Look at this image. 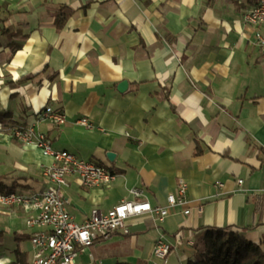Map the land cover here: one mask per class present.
Masks as SVG:
<instances>
[{
	"label": "crops",
	"instance_id": "1",
	"mask_svg": "<svg viewBox=\"0 0 264 264\" xmlns=\"http://www.w3.org/2000/svg\"><path fill=\"white\" fill-rule=\"evenodd\" d=\"M255 2L0 0V176L19 178L15 192L41 189L52 163L13 136L29 125L115 174L95 187L67 177L60 193L77 222L135 198L132 188L165 206L185 184V202L162 221L130 217L128 233L80 250L75 264H157L159 238L172 246L169 264H186L200 227L231 228L264 251V47L243 18ZM63 5L72 13L57 27ZM46 105L67 121L39 119ZM25 216L0 204V264L16 249L30 263L36 228Z\"/></svg>",
	"mask_w": 264,
	"mask_h": 264
},
{
	"label": "built area",
	"instance_id": "2",
	"mask_svg": "<svg viewBox=\"0 0 264 264\" xmlns=\"http://www.w3.org/2000/svg\"><path fill=\"white\" fill-rule=\"evenodd\" d=\"M243 18L246 24L255 28V39L264 47V0H256ZM36 116L54 125H62L67 121L64 112L49 105L37 112ZM77 122L88 129L94 127L86 117L79 118ZM13 131L16 132V137L26 138L28 144L46 149L47 153L54 155V162L42 168V181L48 187V194H40L38 190L19 195L0 193L1 205L21 207L26 215V226L36 228L29 236L34 264H75L80 250L97 241L110 239L117 231L128 233L127 220L130 217L148 215L162 221L168 216L170 207L185 202V184L181 182L177 195H167L165 206L152 205L145 199H126L107 210L93 207L83 222H77L68 210L69 200L60 193L61 187L67 184V177L75 175L82 185L95 187L110 184L115 178L114 173L110 170L108 173H98L97 161L80 158L68 150L66 153H58L46 134L38 131L34 125L19 126ZM136 191L140 190L131 189L133 195ZM184 213H188V210ZM188 244L193 245L194 241L189 239ZM171 250L170 243L162 238L157 239L152 250L157 264H169Z\"/></svg>",
	"mask_w": 264,
	"mask_h": 264
},
{
	"label": "trees",
	"instance_id": "3",
	"mask_svg": "<svg viewBox=\"0 0 264 264\" xmlns=\"http://www.w3.org/2000/svg\"><path fill=\"white\" fill-rule=\"evenodd\" d=\"M72 9L60 6L55 12L54 23L62 27ZM0 113V121L6 118ZM20 187L19 178L0 176V193L6 194ZM263 199V196H260ZM7 264H28L25 253L15 250V260ZM129 264V263H118ZM186 264H264L261 243L247 240L231 228L200 227L194 232L193 258Z\"/></svg>",
	"mask_w": 264,
	"mask_h": 264
},
{
	"label": "bare ground",
	"instance_id": "4",
	"mask_svg": "<svg viewBox=\"0 0 264 264\" xmlns=\"http://www.w3.org/2000/svg\"><path fill=\"white\" fill-rule=\"evenodd\" d=\"M42 109H46V106L43 107ZM13 136L16 137V132L13 131ZM20 140H22L24 143L28 144V140L26 138H20L18 137ZM41 151V153L44 155V156H47L49 157L52 162H54V155L52 153H47V150L46 149H39ZM58 153H66V150L64 149H58ZM98 173H108V169H106L104 166H102L100 163H98ZM115 176V174H114ZM38 193L40 194H48V187L46 185H43V187L41 189L38 190ZM11 195H19V192H11ZM142 195V192L141 191H136L134 192V200H143V198L141 197ZM29 264H34V257L32 255L31 257V260H30V263Z\"/></svg>",
	"mask_w": 264,
	"mask_h": 264
},
{
	"label": "water",
	"instance_id": "5",
	"mask_svg": "<svg viewBox=\"0 0 264 264\" xmlns=\"http://www.w3.org/2000/svg\"><path fill=\"white\" fill-rule=\"evenodd\" d=\"M126 84H127L126 81H122V82L119 84L118 89H119V90L123 89V88L126 86ZM112 155H113V154L110 153V152L107 154V156H108L109 158H111Z\"/></svg>",
	"mask_w": 264,
	"mask_h": 264
}]
</instances>
